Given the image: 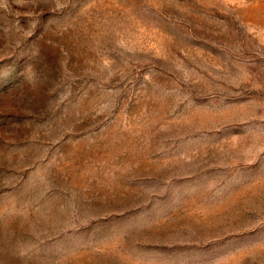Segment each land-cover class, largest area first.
I'll return each mask as SVG.
<instances>
[{
	"label": "rangeland",
	"instance_id": "obj_1",
	"mask_svg": "<svg viewBox=\"0 0 264 264\" xmlns=\"http://www.w3.org/2000/svg\"><path fill=\"white\" fill-rule=\"evenodd\" d=\"M0 264H264V0H0Z\"/></svg>",
	"mask_w": 264,
	"mask_h": 264
}]
</instances>
